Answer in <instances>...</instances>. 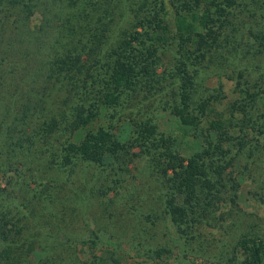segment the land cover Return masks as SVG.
I'll return each mask as SVG.
<instances>
[{
	"label": "trees",
	"instance_id": "1",
	"mask_svg": "<svg viewBox=\"0 0 264 264\" xmlns=\"http://www.w3.org/2000/svg\"><path fill=\"white\" fill-rule=\"evenodd\" d=\"M165 113L184 135L199 132L200 150L181 152L161 127ZM123 124L132 128L126 143L116 134ZM134 144L147 156L139 171L150 170L151 202L128 214L131 253L113 229L101 238L86 213L125 182ZM31 145L39 157H29ZM261 148L264 0H0V166L14 158L21 178L10 175L11 191L0 186V264H126L144 248H170V235L151 247L158 217L179 231L215 219L214 207L234 200L232 165ZM25 186L30 193H12ZM87 240L101 244L83 258ZM233 246L236 264H264L256 230Z\"/></svg>",
	"mask_w": 264,
	"mask_h": 264
},
{
	"label": "rangeland",
	"instance_id": "2",
	"mask_svg": "<svg viewBox=\"0 0 264 264\" xmlns=\"http://www.w3.org/2000/svg\"><path fill=\"white\" fill-rule=\"evenodd\" d=\"M41 85L40 82L31 83L27 85V88L33 86L40 88ZM50 86L48 85L47 89ZM49 95L55 100L58 98V92ZM39 99L37 96L34 102H38ZM163 115L161 127L167 132L172 131L176 134L179 139V148L183 154L188 156L194 151L200 150L201 136L197 130L190 129V134L184 135L181 127L172 116L166 113ZM116 134L120 141H125V143L129 142L132 136V128L128 124H123L122 126L116 127ZM125 151V157H131L127 165L128 170H124V175L126 176L125 182L122 185L116 184V191L110 190L106 195H97L96 200L87 209L86 220L89 222V226L99 231L101 238L107 236V232L102 227L113 229L116 233L114 235L118 236L120 240H123V247H126L128 251L133 253L132 242L129 241H133V230L130 228V225L134 219L128 218V214H131L132 207L140 206V209H143L146 208V201L151 202V176L149 177L148 174H145L146 172L150 173V170H145L146 172L139 171L147 159V156L141 151L139 145L127 146ZM29 153L30 158L41 155L37 145H31L29 147ZM262 153H264L263 148H261L257 155L248 159L246 165L239 163L232 165V171L236 173L235 177L238 180V186L235 185L232 191L235 195L234 200L228 201L226 206L225 203H222L221 206L214 207L215 219L205 221L200 216L197 220H190L187 223L183 222L182 224L186 227V230L179 231V228L171 223L168 216L158 217L155 225L153 226L152 224V230H154L155 235L151 237V247L163 246L162 244H157L166 243L169 235L175 239L174 244H171L172 241H169L170 243L168 242V245L170 248L161 247L156 252L151 249V256L148 247L144 248L142 250L143 254L139 253L135 256L131 254V257L127 258L126 264H236L238 257H242L241 249L234 248L233 246L239 234L242 232L252 233L256 230L264 236V158L262 157ZM109 160L113 162L112 158H109ZM4 165L10 168L7 172L0 168V186L10 190V175H13L11 180L21 181V178L18 179L19 176L14 169L16 165L14 158H5ZM0 167L5 168L4 166ZM143 174H145L144 182L141 179ZM114 176L115 178L118 177L116 174ZM109 178L110 176L107 180H101L103 187L114 183ZM26 180H28V186L30 187V184L33 183L30 182L29 178ZM133 181H136L137 184H133ZM95 188L96 186L92 187L93 192ZM21 191L30 193L27 186L14 189L12 193L17 194V192L21 193ZM41 191L38 194L41 195ZM121 194H124V196ZM29 196L30 194H28ZM33 203L35 205L38 204L36 200ZM113 207H116L117 210H112ZM220 215H228L233 221L229 224ZM72 218L73 229L75 227L76 229L79 228L82 223L81 211H74ZM130 220L131 223H129ZM61 238H64V236H61ZM78 239L80 240V237ZM90 244L91 241L87 240L82 245L80 257L91 256L90 248L100 246L101 242H97L93 246H90ZM80 247L81 245L79 244L78 248ZM98 248H94V250L97 251ZM234 250L236 252L235 254H233ZM84 251L85 253H83ZM86 251L89 252L86 253ZM35 254L39 256L40 252L35 251ZM157 255H161V258L154 261Z\"/></svg>",
	"mask_w": 264,
	"mask_h": 264
}]
</instances>
